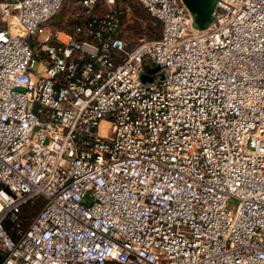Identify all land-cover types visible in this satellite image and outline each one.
Here are the masks:
<instances>
[{"label":"built area","instance_id":"1","mask_svg":"<svg viewBox=\"0 0 264 264\" xmlns=\"http://www.w3.org/2000/svg\"><path fill=\"white\" fill-rule=\"evenodd\" d=\"M63 1L0 0V264H264V0Z\"/></svg>","mask_w":264,"mask_h":264},{"label":"rangeland","instance_id":"2","mask_svg":"<svg viewBox=\"0 0 264 264\" xmlns=\"http://www.w3.org/2000/svg\"><path fill=\"white\" fill-rule=\"evenodd\" d=\"M211 1L213 2V0ZM121 5L124 10L121 15L120 33L127 45L133 44L140 37L151 38L158 35L159 23L146 13L141 4L127 0L122 2ZM76 8L74 0H64L60 9L46 24L55 28L69 30V27L73 23L72 12ZM160 73L159 67L152 71L153 76L160 75ZM232 202V199L228 200L229 204ZM35 208H32L30 212H34L36 210Z\"/></svg>","mask_w":264,"mask_h":264},{"label":"water","instance_id":"3","mask_svg":"<svg viewBox=\"0 0 264 264\" xmlns=\"http://www.w3.org/2000/svg\"><path fill=\"white\" fill-rule=\"evenodd\" d=\"M188 8L194 13V22L197 26H203L210 20L211 0H183ZM207 11V13H206ZM197 16V17H196ZM199 16V17H198ZM142 79L149 80L150 77L142 74Z\"/></svg>","mask_w":264,"mask_h":264},{"label":"trees","instance_id":"4","mask_svg":"<svg viewBox=\"0 0 264 264\" xmlns=\"http://www.w3.org/2000/svg\"><path fill=\"white\" fill-rule=\"evenodd\" d=\"M156 21H157V20H156ZM157 22H158V21H157ZM22 210H23V211L28 210V209H27V206H23Z\"/></svg>","mask_w":264,"mask_h":264},{"label":"crops","instance_id":"5","mask_svg":"<svg viewBox=\"0 0 264 264\" xmlns=\"http://www.w3.org/2000/svg\"><path fill=\"white\" fill-rule=\"evenodd\" d=\"M189 11H190V9H189ZM191 13H192V11H191ZM192 17H193V22H194V14L192 15ZM195 23V22H194Z\"/></svg>","mask_w":264,"mask_h":264}]
</instances>
